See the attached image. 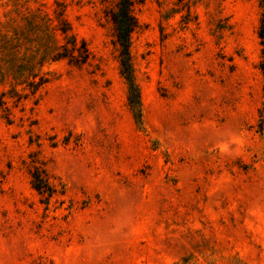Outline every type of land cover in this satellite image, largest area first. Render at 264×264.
Wrapping results in <instances>:
<instances>
[{
    "label": "rangeland",
    "instance_id": "rangeland-1",
    "mask_svg": "<svg viewBox=\"0 0 264 264\" xmlns=\"http://www.w3.org/2000/svg\"><path fill=\"white\" fill-rule=\"evenodd\" d=\"M118 1L0 0V31L14 10L53 18L63 2L89 52L45 65L33 94L0 78V264H264L259 0H133L141 126Z\"/></svg>",
    "mask_w": 264,
    "mask_h": 264
},
{
    "label": "trees",
    "instance_id": "trees-1",
    "mask_svg": "<svg viewBox=\"0 0 264 264\" xmlns=\"http://www.w3.org/2000/svg\"><path fill=\"white\" fill-rule=\"evenodd\" d=\"M133 0H119L111 14L115 39L119 48L120 75L127 87V105L137 126H141V103L130 58V34L136 27L131 14ZM262 10L257 38L260 46L258 70L263 77L264 98V0H259ZM64 3H55L53 18L39 13L20 15L18 20L2 26L0 31V78L10 80V92L16 94L17 86L31 90L33 94L47 80L40 74L45 65L65 61L69 66L82 67L89 59V52L83 41H77L64 16ZM27 11V9H25ZM257 132L264 129V103L258 113ZM32 189L45 201L53 196L43 170L34 168L30 174Z\"/></svg>",
    "mask_w": 264,
    "mask_h": 264
}]
</instances>
